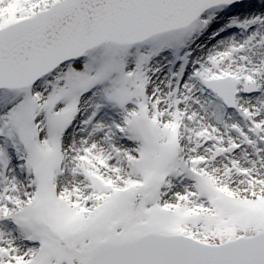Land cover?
I'll return each instance as SVG.
<instances>
[{"label":"snow or ice","instance_id":"snow-or-ice-1","mask_svg":"<svg viewBox=\"0 0 264 264\" xmlns=\"http://www.w3.org/2000/svg\"><path fill=\"white\" fill-rule=\"evenodd\" d=\"M0 264H264V0H0Z\"/></svg>","mask_w":264,"mask_h":264}]
</instances>
